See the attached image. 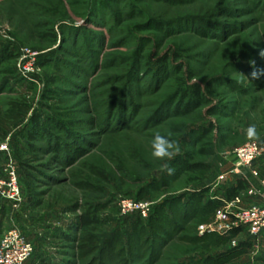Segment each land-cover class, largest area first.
Wrapping results in <instances>:
<instances>
[{
    "label": "rangeland",
    "instance_id": "rangeland-1",
    "mask_svg": "<svg viewBox=\"0 0 264 264\" xmlns=\"http://www.w3.org/2000/svg\"><path fill=\"white\" fill-rule=\"evenodd\" d=\"M19 94L30 113L0 127V175L15 164L22 202L0 196V232L31 240L25 264H264V232H202L217 220L209 196L247 181L231 173L234 151L264 145V0H0V112ZM34 118L47 131L32 150ZM213 126L215 154L198 156ZM157 133L180 154L154 158ZM181 154L209 170L161 169ZM253 169L238 207L262 203L249 191L264 192V155ZM123 201L148 203L147 216ZM90 213L99 222L85 231Z\"/></svg>",
    "mask_w": 264,
    "mask_h": 264
},
{
    "label": "built area",
    "instance_id": "built-area-1",
    "mask_svg": "<svg viewBox=\"0 0 264 264\" xmlns=\"http://www.w3.org/2000/svg\"><path fill=\"white\" fill-rule=\"evenodd\" d=\"M9 144L0 142V153H7ZM264 155V145L257 141L248 142L234 151V163L231 173L241 175L249 181L248 170L253 176H259L254 170V163ZM0 175V196L13 207H18L22 202V190L19 181L18 169L13 163L6 165ZM225 180V175L220 176ZM250 182V181H249ZM264 186V180H261ZM250 195L262 196L261 204L248 208L238 207L242 203L241 195L233 199H221L222 206L217 208V220L213 224L203 226L202 232H216L230 234L234 229H246L252 237H258L264 232V192L251 188ZM237 206V209H235ZM122 210L137 211L147 216L149 204L135 201H123ZM34 253V245L25 233L18 227H13L0 234V264H25Z\"/></svg>",
    "mask_w": 264,
    "mask_h": 264
},
{
    "label": "trees",
    "instance_id": "trees-1",
    "mask_svg": "<svg viewBox=\"0 0 264 264\" xmlns=\"http://www.w3.org/2000/svg\"><path fill=\"white\" fill-rule=\"evenodd\" d=\"M197 96L199 98H203V94L198 89ZM190 97V96H188ZM191 99V98H189ZM196 102V101H195ZM199 103V102H198ZM192 104V100H189V103L185 105V110H177L176 116L185 115L187 112L186 110L190 107ZM189 108V109H190ZM182 109V108H179ZM188 109V110H189ZM189 112V111H188ZM30 113V107L28 106V103L26 102V99L24 97H20V94L14 98L9 99L6 104L3 112H0V127L7 128L10 127V125H14L18 122H20L22 119H24L28 114ZM35 121V127L27 132L28 142L30 144V148L32 150H35L36 147L34 143L40 139V137L45 133L47 130L45 126H42L41 123L37 119L34 118ZM214 130L213 127L207 128V130H204L200 136L198 137L197 142L199 143V149H198V156H213L215 154V145L214 140L212 138V132ZM7 133V132H6ZM3 138H6V134H3ZM173 169L175 171H178L179 173H187L190 171H200L202 172V176L209 170V165L204 163H193L190 160H188L187 155H182L177 158V161L175 165H173ZM162 183V182H161ZM165 185V184H164ZM248 188V182L244 179H237L236 183L228 187L223 195H225L228 199H233L236 196L241 195L242 192H244ZM208 189L202 191V192H195V194L192 195V199L194 204H192V208L188 207L187 205H183L181 208L183 217H186L187 215H191L192 212H194L197 208L200 209L199 206L203 203L204 195L208 193ZM221 198V197H219ZM219 198H213L212 196H209L207 202H204L203 209L208 208V210H211L212 212L216 211L217 208H219L222 205V201ZM199 205V206H198ZM203 205V204H202ZM163 214H166L165 212H162ZM193 215V214H192ZM192 217H195L193 215ZM188 220V219H187ZM99 222V219L96 217V213H90L87 215H81L79 218V225L83 230H87L96 223ZM240 229H234L230 234L237 235L239 233ZM3 232V231H2ZM0 232V234L2 233ZM66 238L69 240L70 237L66 236ZM29 239V238H28ZM30 240V239H29ZM31 241V240H30ZM111 247L114 246L113 241L108 242ZM35 251V250H34ZM34 254V253H33ZM32 254V255H33Z\"/></svg>",
    "mask_w": 264,
    "mask_h": 264
},
{
    "label": "clouds",
    "instance_id": "clouds-1",
    "mask_svg": "<svg viewBox=\"0 0 264 264\" xmlns=\"http://www.w3.org/2000/svg\"><path fill=\"white\" fill-rule=\"evenodd\" d=\"M248 136L250 138H259L255 132V127L250 126L248 129ZM152 156L161 161H170L174 159L181 152L180 144L178 141L170 139L169 137L155 134L152 142ZM161 169L166 171L169 175L174 172V169L168 163H163Z\"/></svg>",
    "mask_w": 264,
    "mask_h": 264
},
{
    "label": "crops",
    "instance_id": "crops-1",
    "mask_svg": "<svg viewBox=\"0 0 264 264\" xmlns=\"http://www.w3.org/2000/svg\"><path fill=\"white\" fill-rule=\"evenodd\" d=\"M258 160H259V159H258ZM258 160H257V161H258ZM257 161H256V162H257ZM236 181H237V180H235V182H233L232 184H230L228 187L233 186V185L236 183ZM228 187H227V188H228ZM219 197H221V198H219ZM215 198H219V199L221 200V199H224V198H226V197H225V195L221 194V196H218V197H215Z\"/></svg>",
    "mask_w": 264,
    "mask_h": 264
}]
</instances>
